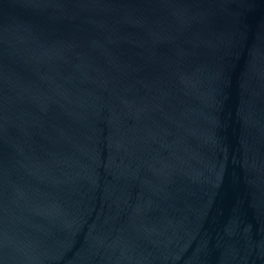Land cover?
Instances as JSON below:
<instances>
[{
  "label": "water",
  "instance_id": "1",
  "mask_svg": "<svg viewBox=\"0 0 264 264\" xmlns=\"http://www.w3.org/2000/svg\"><path fill=\"white\" fill-rule=\"evenodd\" d=\"M0 264H264V0H0Z\"/></svg>",
  "mask_w": 264,
  "mask_h": 264
}]
</instances>
